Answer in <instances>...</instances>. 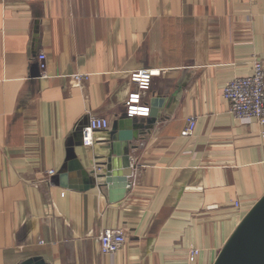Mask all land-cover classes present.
Listing matches in <instances>:
<instances>
[{
	"label": "crops",
	"instance_id": "obj_1",
	"mask_svg": "<svg viewBox=\"0 0 264 264\" xmlns=\"http://www.w3.org/2000/svg\"><path fill=\"white\" fill-rule=\"evenodd\" d=\"M255 59L264 0H0V264H213L264 194L263 128L222 96ZM137 68L153 71L139 103L161 102L127 125L125 196L109 201L102 178L52 181L71 158L109 169ZM91 116L108 130H90ZM107 226L124 228L116 252L100 248Z\"/></svg>",
	"mask_w": 264,
	"mask_h": 264
},
{
	"label": "water",
	"instance_id": "obj_2",
	"mask_svg": "<svg viewBox=\"0 0 264 264\" xmlns=\"http://www.w3.org/2000/svg\"><path fill=\"white\" fill-rule=\"evenodd\" d=\"M161 102L157 96L152 97V109L150 117L154 118L157 104ZM128 119V120H127ZM131 115L125 119L120 118L117 129L111 142L112 158L109 169L105 172L86 170L75 158H71L66 167L53 174L52 181H57L62 186L88 189L95 185L96 179H103L102 184L107 188L108 199L111 202L121 200L128 189L132 176L133 165L129 155V145L134 134L132 129H126L129 122L132 123ZM130 120V121H129ZM129 128V127H128ZM108 130V129H104ZM120 161L118 165L115 160ZM76 172L75 177L70 172ZM81 180V184L70 180ZM24 264H43L41 261L27 262ZM213 264H264V194L253 204L234 228L231 235L219 250Z\"/></svg>",
	"mask_w": 264,
	"mask_h": 264
},
{
	"label": "built area",
	"instance_id": "obj_3",
	"mask_svg": "<svg viewBox=\"0 0 264 264\" xmlns=\"http://www.w3.org/2000/svg\"><path fill=\"white\" fill-rule=\"evenodd\" d=\"M45 55H38L41 74H45ZM153 71L148 68H137L130 72V79L136 88L129 92L125 104L127 112L132 114H148V106L139 103L141 93L150 86ZM79 78L80 74H73ZM222 96L228 102L229 112L236 118L250 121L256 120L262 126L264 136V66L260 59H255L249 73L236 75L225 82L222 87ZM195 126V118H189V124L185 127L183 134L190 135ZM90 130H104L109 128V120L103 116H91L88 120ZM50 175L55 170H48ZM100 248L104 253L116 252L126 242V234L122 227H104L99 235ZM198 248L188 251V259L193 260L198 253Z\"/></svg>",
	"mask_w": 264,
	"mask_h": 264
}]
</instances>
